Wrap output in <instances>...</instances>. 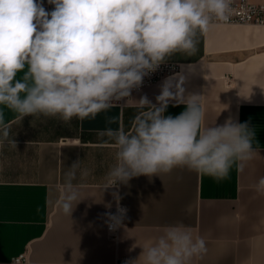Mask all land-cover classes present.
<instances>
[{
    "label": "crops",
    "instance_id": "0c3cea01",
    "mask_svg": "<svg viewBox=\"0 0 264 264\" xmlns=\"http://www.w3.org/2000/svg\"><path fill=\"white\" fill-rule=\"evenodd\" d=\"M42 2L53 10L48 0ZM197 39L194 55L165 60L179 62L180 71L113 101L95 118L19 121L4 109L16 147L0 145V264H124L139 257L138 245L178 223L206 243L207 252L189 264H264V195L254 188L264 177V25L212 23ZM166 83L174 96H202L205 127L229 118L248 123L256 132L257 155L242 169L234 164L221 181L177 167L104 189L117 151L105 130L132 132L134 117L144 110L140 99L159 106ZM185 109L170 99L164 114L175 117ZM77 161L89 175L77 174L82 201L70 217L60 198L64 174ZM113 192L127 209L117 239L107 232L109 205L117 204Z\"/></svg>",
    "mask_w": 264,
    "mask_h": 264
},
{
    "label": "clouds",
    "instance_id": "9594fccd",
    "mask_svg": "<svg viewBox=\"0 0 264 264\" xmlns=\"http://www.w3.org/2000/svg\"><path fill=\"white\" fill-rule=\"evenodd\" d=\"M0 0V145L16 147L10 137L4 109L25 117L95 118L113 101L131 97L144 77L174 54L197 52L198 34L213 21L227 22L231 0ZM18 74H22L18 77ZM202 96H176L165 84L157 97H147L144 109L132 121V132L106 129L117 151L116 164L107 174L104 189L141 175L168 174L177 167L226 179L234 164L243 167L258 153L255 129L248 123L203 126ZM170 99L186 105L185 111L165 116ZM115 122L114 120L109 123ZM89 175L74 162L64 174L60 206L71 217L82 201L77 185ZM264 195V177L254 186ZM117 214H107L110 230L122 226L127 209L112 193ZM110 207V205H109ZM136 259L124 264H189L207 252L204 238L192 228L168 225L163 234L143 246ZM135 247V245H134Z\"/></svg>",
    "mask_w": 264,
    "mask_h": 264
},
{
    "label": "built area",
    "instance_id": "2783aa9c",
    "mask_svg": "<svg viewBox=\"0 0 264 264\" xmlns=\"http://www.w3.org/2000/svg\"><path fill=\"white\" fill-rule=\"evenodd\" d=\"M230 8L231 11L229 14V20L227 22L213 21V23L264 25V0H231ZM180 70L181 64L179 62L164 61L154 71L150 72L144 77L143 82L138 89L151 85L154 82ZM138 89H133L132 93ZM119 206L124 208V206L120 203ZM108 214H117V204L109 207ZM107 232L110 238L117 239L119 227L115 228L114 230H110L108 218ZM124 262L125 261L122 263Z\"/></svg>",
    "mask_w": 264,
    "mask_h": 264
}]
</instances>
